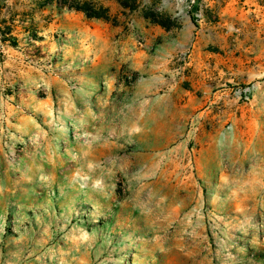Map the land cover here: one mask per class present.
I'll use <instances>...</instances> for the list:
<instances>
[{"label": "rangeland", "instance_id": "rangeland-1", "mask_svg": "<svg viewBox=\"0 0 264 264\" xmlns=\"http://www.w3.org/2000/svg\"><path fill=\"white\" fill-rule=\"evenodd\" d=\"M0 264H264V0H0Z\"/></svg>", "mask_w": 264, "mask_h": 264}, {"label": "trees", "instance_id": "trees-1", "mask_svg": "<svg viewBox=\"0 0 264 264\" xmlns=\"http://www.w3.org/2000/svg\"><path fill=\"white\" fill-rule=\"evenodd\" d=\"M63 5L81 11L84 13V15L87 18H104V19H109V17L107 16V9L103 8L102 6H97L91 2L88 1H83V2H78V1H74V2H64ZM146 17H149L153 22H156L160 25H164L165 26V22L163 20H161L160 18H158L156 15L152 14L151 12H149V14L145 15Z\"/></svg>", "mask_w": 264, "mask_h": 264}, {"label": "crops", "instance_id": "crops-1", "mask_svg": "<svg viewBox=\"0 0 264 264\" xmlns=\"http://www.w3.org/2000/svg\"><path fill=\"white\" fill-rule=\"evenodd\" d=\"M95 5H97V4H95Z\"/></svg>", "mask_w": 264, "mask_h": 264}]
</instances>
